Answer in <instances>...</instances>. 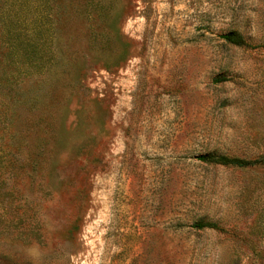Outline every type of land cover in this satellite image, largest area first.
I'll return each instance as SVG.
<instances>
[{
  "label": "rangeland",
  "instance_id": "rangeland-1",
  "mask_svg": "<svg viewBox=\"0 0 264 264\" xmlns=\"http://www.w3.org/2000/svg\"><path fill=\"white\" fill-rule=\"evenodd\" d=\"M0 264H264V0H0Z\"/></svg>",
  "mask_w": 264,
  "mask_h": 264
},
{
  "label": "trees",
  "instance_id": "trees-1",
  "mask_svg": "<svg viewBox=\"0 0 264 264\" xmlns=\"http://www.w3.org/2000/svg\"><path fill=\"white\" fill-rule=\"evenodd\" d=\"M223 41L232 46H245L246 43L239 36L227 34L221 37ZM201 163L212 166H225L244 168L253 165L254 162H247L235 158H226L223 156H200L197 158ZM197 230L215 229L213 224L198 223L194 226Z\"/></svg>",
  "mask_w": 264,
  "mask_h": 264
}]
</instances>
